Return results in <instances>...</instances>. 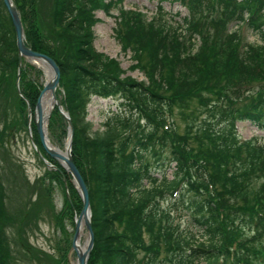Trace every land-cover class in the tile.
Segmentation results:
<instances>
[{
	"label": "trees",
	"instance_id": "obj_1",
	"mask_svg": "<svg viewBox=\"0 0 264 264\" xmlns=\"http://www.w3.org/2000/svg\"><path fill=\"white\" fill-rule=\"evenodd\" d=\"M13 1L26 44L52 57L61 70L63 103L75 126L73 158L90 193L92 254L103 264H264V142L243 141L236 132L238 121L264 131V0H168L188 11L175 25L126 10L124 0H47L45 6L44 0ZM39 2L63 48L73 49L43 43ZM114 5H120L117 39L132 54L131 70L144 73L143 82L123 79L118 60L105 62L95 50L94 11ZM229 21L239 31L225 34ZM241 25L257 37L256 45L242 44ZM17 61L15 29L0 0L1 80L12 75L16 93ZM27 78L22 69L20 83ZM42 88L35 82L29 93L21 89L33 108ZM94 96L122 101L131 117L92 135L87 117ZM17 98L28 124L26 100L19 93ZM176 109L184 113V133L174 120ZM203 112L209 122L191 118ZM56 114L58 109L52 118ZM136 116L145 125L136 126ZM173 166L172 180L155 176ZM65 173L52 175L59 180ZM70 182L69 195L81 201L82 210ZM68 205L65 195L61 214ZM140 252L148 257L138 259ZM5 257L1 238L0 264Z\"/></svg>",
	"mask_w": 264,
	"mask_h": 264
},
{
	"label": "rangeland",
	"instance_id": "obj_2",
	"mask_svg": "<svg viewBox=\"0 0 264 264\" xmlns=\"http://www.w3.org/2000/svg\"><path fill=\"white\" fill-rule=\"evenodd\" d=\"M46 1L44 0V6L49 5V2L46 3ZM106 1L110 2V0ZM38 4L37 21L40 28L39 35H44L42 38L43 43L52 48L60 46L63 48L65 43L61 44L60 35L55 32L58 28L51 23V17L49 18L44 8L40 6V2ZM89 5L91 7V2ZM122 7L126 10L142 11L149 21L155 17H163L171 25H175L176 21L181 23V20L188 15V11L183 5L172 4L168 0H124ZM119 8L120 5H114L106 10L97 9V11H94V18L97 21L93 27L94 47L98 53L103 55L105 62L109 59L118 60L123 79L133 77L143 82L145 81L144 73L139 70H131L133 65L132 54L131 52L126 54L123 51L121 42L117 39L116 28L119 19ZM217 11L219 12L218 19L222 13L219 5H217ZM213 17L215 18V15ZM41 20H43V25L40 24ZM222 21H224V18L219 22ZM228 24L225 34H229L232 30L239 31L237 22L230 23L229 21ZM211 31L214 35L216 34L214 29ZM240 36L244 45L249 43L256 45L258 40L255 35L248 33L244 27L240 28ZM216 39H219V37ZM67 48L73 49L71 44L63 49ZM28 66H32L34 69ZM25 68L28 78L20 83L22 90L29 93L31 84L35 82L44 86L48 80V75L43 65L26 60L23 65V69ZM3 79L5 80H1L0 73V245L2 238L3 252L7 254V257H5L7 258L6 264H76L77 259L75 254L70 252V245L74 233L75 213L80 212L81 201L71 196V209H67L64 214H60L65 205V195H68L65 187L66 179L68 182H70V179L67 178L66 173L64 176L62 175V179H55L52 175L54 170H50L45 162L40 159L38 151L31 140V137L36 140V132L33 130V125L30 128L26 123V118H22V108L17 98L18 92L16 93L11 84L12 75ZM59 92L58 98L62 101L61 104L64 113H66L67 107L63 103V90L61 89ZM193 110L194 107L190 108L189 112ZM175 113L174 120L180 132L184 133L187 126L184 113H180L178 109L175 110ZM26 114L24 111V116ZM198 115L197 122L207 123L210 121L206 118L207 114L204 112L195 113L191 118L196 120L195 116ZM125 117H131L130 112L124 110L122 101L120 102L116 98L102 99L94 96L90 101L87 121L92 124V135L96 132H100V134L105 132L108 128L107 123ZM135 120L136 126L138 124L145 125L140 117L136 116ZM211 122L214 123L215 127L221 126L216 121L212 120ZM48 125L49 136L53 145L60 147L65 152L68 131L67 134H62L66 127L63 115L56 114L54 118H51ZM13 129L15 131L12 133L14 138L12 140L15 141L11 140L12 152H10L7 140L10 131ZM236 132L244 140L260 138L264 142V131L259 130L251 123L238 121ZM60 170L64 172L62 169ZM174 171L173 166L167 170L166 175L161 172L155 176L159 178L165 176L168 180H172ZM74 206L77 209H74ZM184 225L186 227L185 222ZM116 227L118 231H121L120 227ZM81 241L82 245L87 242L86 232ZM142 254L140 252L137 258H142ZM89 264H103V261L98 254H92Z\"/></svg>",
	"mask_w": 264,
	"mask_h": 264
},
{
	"label": "water",
	"instance_id": "obj_3",
	"mask_svg": "<svg viewBox=\"0 0 264 264\" xmlns=\"http://www.w3.org/2000/svg\"><path fill=\"white\" fill-rule=\"evenodd\" d=\"M4 5L7 8V11L11 17L13 27L16 33V43L18 46L20 58L26 57L27 60L35 61L43 65V67L50 73V79L44 84L43 89L40 92L39 98L37 103L33 108L27 100V98L23 95L20 89V79H21V70L18 72L17 77V91L19 95L26 100L28 104V124L31 128L32 122L34 121L37 133L39 135L41 145L44 151L58 163V165L66 171L68 175L72 177L73 183L82 199L83 208L80 214L75 219V232L72 240L71 246V253H75L77 257V264H88L91 252L95 245V234L92 226V210H91V200H90V193L89 188L80 173L78 167L76 166L73 158V140H74V128L72 124V120L69 115L64 113L62 105L58 99L57 91L60 88L61 82V70L56 61L51 58L49 55L32 50L26 45V35H25V27L21 18V14L17 9L13 0H3ZM46 94H50L51 97V107L49 111L45 114L43 109V97ZM56 108L60 111V113L64 116L67 123L69 124L68 130V142L66 145L65 154H61L57 151L52 150L46 141V129L45 127L48 126L49 121L56 110ZM33 144L35 145L39 156L48 166L49 162L44 158L40 149L37 147L36 143L32 139ZM54 167L58 170V167L49 165ZM59 171V170H58ZM69 196V195H68ZM83 229L86 230L88 239L87 242L84 244V250L81 248V237Z\"/></svg>",
	"mask_w": 264,
	"mask_h": 264
},
{
	"label": "bare ground",
	"instance_id": "obj_4",
	"mask_svg": "<svg viewBox=\"0 0 264 264\" xmlns=\"http://www.w3.org/2000/svg\"><path fill=\"white\" fill-rule=\"evenodd\" d=\"M29 48H31L28 44H26ZM16 48H17V57H18V61H17V64H16V69H17V73L19 72V70H21V69H23V65H24V63L26 62V60H27V58L26 57H22V58H20V54H19V50H18V46H17V43H16ZM32 50H34L33 48H31ZM57 63V62H56ZM59 66V65H58ZM47 71V70H46ZM21 74H22V71H21ZM47 75H48V77H47V81H49V79H50V73L47 71ZM61 83V82H60ZM42 102H43V109H44V112H45V114L49 111V109H50V107H51V97H50V94H46L44 97H43V100H42ZM54 114V113H53ZM52 117H53V115H52ZM51 117V118H52ZM50 121H51V119H50ZM49 121V122H50ZM32 124H33V122H32ZM72 124H73V128H74V136H75V126H74V123L72 122ZM45 129H46V141H47V144H48V146L52 149V150H54V151H57V152H59V153H61V154H65V152L63 151V150H61V148L60 147H58V146H55V145H53V142L51 141V138H50V136H49V129H48V126H46L45 127ZM35 132H36V140L34 139V137H31V140L33 139L34 140V142L35 143H37L36 145H37V147L40 149V151H41V153H42V155L44 156V158L49 162V165H52V166H55V167H58L59 169V171H61L60 169H61V167L58 165V163L56 162V161H54L45 151H44V149H43V147H42V143H41V141H40V138H39V135H38V133H37V130H36V127H34V129H33ZM69 130V124L67 123V121H66V127L64 128V131L62 132V134L65 132V131H68ZM8 149H9V151L10 152H12V148H11V145H8ZM52 162H54V163H52ZM47 166L50 170H54V171H56V172H58V170H56L54 167H51V166ZM78 167V166H77ZM78 169H79V167H78ZM79 171H80V169H79ZM80 173H82L81 171H80ZM68 199H69V205H68V207L69 206H71L72 205V200H71V196L69 195L68 196ZM91 210H92V208H91ZM83 233V232H82ZM82 237H83V235H82ZM82 242V241H81ZM81 244V243H80ZM81 246V248L84 250V248H85V246L84 245H80Z\"/></svg>",
	"mask_w": 264,
	"mask_h": 264
},
{
	"label": "flooded vegetation",
	"instance_id": "obj_5",
	"mask_svg": "<svg viewBox=\"0 0 264 264\" xmlns=\"http://www.w3.org/2000/svg\"><path fill=\"white\" fill-rule=\"evenodd\" d=\"M10 139L11 140L14 139L13 136H11ZM12 141H15V140H12ZM8 143H9V139H8ZM9 145H11V143Z\"/></svg>",
	"mask_w": 264,
	"mask_h": 264
}]
</instances>
